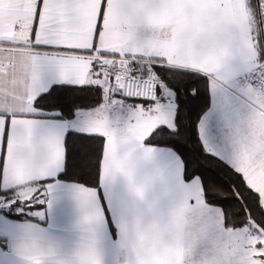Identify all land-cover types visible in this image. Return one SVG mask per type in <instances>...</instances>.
<instances>
[{"label":"snow or ice","instance_id":"6c2138e0","mask_svg":"<svg viewBox=\"0 0 264 264\" xmlns=\"http://www.w3.org/2000/svg\"><path fill=\"white\" fill-rule=\"evenodd\" d=\"M0 264H264V0H0Z\"/></svg>","mask_w":264,"mask_h":264}]
</instances>
